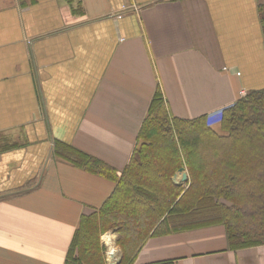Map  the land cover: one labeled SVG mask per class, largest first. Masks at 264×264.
Wrapping results in <instances>:
<instances>
[{
  "label": "crops",
  "instance_id": "0c3cea01",
  "mask_svg": "<svg viewBox=\"0 0 264 264\" xmlns=\"http://www.w3.org/2000/svg\"><path fill=\"white\" fill-rule=\"evenodd\" d=\"M262 7L0 0V264H67L81 217L113 193L60 147L122 172L158 88L171 118L212 129L241 91L264 89ZM111 233L105 264H120ZM131 264H264V245L231 250L215 224L151 237Z\"/></svg>",
  "mask_w": 264,
  "mask_h": 264
},
{
  "label": "trees",
  "instance_id": "16d2710c",
  "mask_svg": "<svg viewBox=\"0 0 264 264\" xmlns=\"http://www.w3.org/2000/svg\"><path fill=\"white\" fill-rule=\"evenodd\" d=\"M260 12L264 36V7ZM221 116L225 134L209 128L205 116L171 118L158 88L122 172L60 147L54 156L115 183L105 203L81 217L67 264H105L99 239L110 230L118 235L120 264H131L151 237L215 224L224 227L231 250L264 245V89ZM184 167L188 182L174 184Z\"/></svg>",
  "mask_w": 264,
  "mask_h": 264
},
{
  "label": "rangeland",
  "instance_id": "374dc122",
  "mask_svg": "<svg viewBox=\"0 0 264 264\" xmlns=\"http://www.w3.org/2000/svg\"><path fill=\"white\" fill-rule=\"evenodd\" d=\"M212 123V122H211ZM209 121H206V125L209 127V128H212V124H211ZM220 124V123H219ZM217 134H225L223 131H222V129L220 128V125H219V128H217L216 129V127L213 129ZM185 168V167H184ZM176 174H178V172L176 173ZM176 174L174 175V177L176 176ZM173 177V178H174ZM198 222H200V221H196V222H194V224H189V225H196V224H198ZM107 232H113V233H116L115 231H113V230H110V231H107ZM117 235V234H116ZM117 238H118V235H117ZM117 238H116V240H117ZM116 240H115V244H116ZM99 241H100V239H99ZM100 245H101V241H100ZM102 246V245H101ZM117 247V246H116ZM118 253H119V255H121V251H120V249H119V247H118V251H117ZM105 253H107L105 250H104V247H103V251H102V254H103V256H104V260H105V258H106V255H105Z\"/></svg>",
  "mask_w": 264,
  "mask_h": 264
},
{
  "label": "clouds",
  "instance_id": "9594fccd",
  "mask_svg": "<svg viewBox=\"0 0 264 264\" xmlns=\"http://www.w3.org/2000/svg\"><path fill=\"white\" fill-rule=\"evenodd\" d=\"M106 237H108V239H106ZM114 239H115V236L111 232H105V233L101 234V236H100V240L106 245L109 244ZM117 251H118V249L115 247H112L109 249L110 254H115Z\"/></svg>",
  "mask_w": 264,
  "mask_h": 264
},
{
  "label": "water",
  "instance_id": "95a60500",
  "mask_svg": "<svg viewBox=\"0 0 264 264\" xmlns=\"http://www.w3.org/2000/svg\"><path fill=\"white\" fill-rule=\"evenodd\" d=\"M178 173H180L182 175L180 182L185 183L188 180L187 173L185 172V169L184 168L180 169L178 171ZM172 180H173L174 184H176V185L180 184L178 181H176V176ZM116 264H119V261Z\"/></svg>",
  "mask_w": 264,
  "mask_h": 264
},
{
  "label": "built area",
  "instance_id": "2783aa9c",
  "mask_svg": "<svg viewBox=\"0 0 264 264\" xmlns=\"http://www.w3.org/2000/svg\"><path fill=\"white\" fill-rule=\"evenodd\" d=\"M247 95V93L245 92V91H241L240 92V97L241 98H243V97H245ZM221 113H222V111L219 113V115H218V121H220L221 120ZM210 123L212 122V119H210V120H208ZM212 124V123H211Z\"/></svg>",
  "mask_w": 264,
  "mask_h": 264
}]
</instances>
